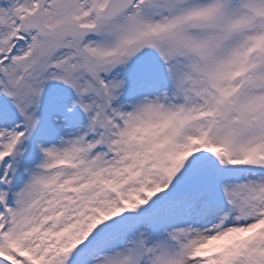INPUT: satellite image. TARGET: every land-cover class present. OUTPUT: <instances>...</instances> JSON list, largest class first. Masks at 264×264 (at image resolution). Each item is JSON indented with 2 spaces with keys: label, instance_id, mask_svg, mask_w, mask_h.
Segmentation results:
<instances>
[{
  "label": "snow or ice",
  "instance_id": "6c2138e0",
  "mask_svg": "<svg viewBox=\"0 0 264 264\" xmlns=\"http://www.w3.org/2000/svg\"><path fill=\"white\" fill-rule=\"evenodd\" d=\"M0 264H264V0H0Z\"/></svg>",
  "mask_w": 264,
  "mask_h": 264
}]
</instances>
